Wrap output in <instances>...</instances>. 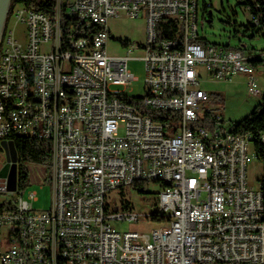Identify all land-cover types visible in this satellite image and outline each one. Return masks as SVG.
<instances>
[{"label": "built area", "instance_id": "obj_1", "mask_svg": "<svg viewBox=\"0 0 264 264\" xmlns=\"http://www.w3.org/2000/svg\"><path fill=\"white\" fill-rule=\"evenodd\" d=\"M56 4L54 20L9 8L0 40V141L48 142L52 189L50 209L38 211L35 192L10 193L0 177L8 196L0 203V264H264L263 195L248 180L252 136L223 129L219 118L212 129L198 125L211 99L203 82L244 75L248 93L261 99L259 66L250 61L264 67V53L201 45L199 17L208 20L211 1L202 10L199 0ZM120 14L145 19L143 97L130 94L135 47L121 56L107 50L108 23ZM170 20L181 39L159 38L158 25ZM135 184L159 185L156 214L111 212L107 194ZM125 222L149 229L111 226Z\"/></svg>", "mask_w": 264, "mask_h": 264}, {"label": "rangeland", "instance_id": "obj_2", "mask_svg": "<svg viewBox=\"0 0 264 264\" xmlns=\"http://www.w3.org/2000/svg\"><path fill=\"white\" fill-rule=\"evenodd\" d=\"M211 1L213 3L212 21L207 23V19H202V12L199 17V34L210 44L222 46L226 48H238L242 53L248 54L255 52L256 54L264 51V32L259 35V29H252V18L249 12L245 10L243 5H239L238 0H199L200 10L203 4ZM20 8V7H18ZM10 20V25H11ZM108 28L115 38L129 40L135 47L131 52L128 67L134 74L136 81L132 83L130 94L134 97H143L145 67L141 60L144 56L143 44L146 38L144 18L130 19L124 14H120L116 18L110 19ZM16 32H23L22 27H18ZM108 53L111 56L123 55L127 49L122 48L118 41H110L108 44ZM258 88L261 95H264V67L257 68ZM239 77V76H238ZM235 77L232 82H203L200 85L201 90L210 93L211 99L204 104L200 116L204 117L206 111H209L216 118L220 119L219 124L227 131L231 127L245 119L258 106L261 99L249 94L246 84ZM252 161L248 166V180L258 186L257 180L262 174L260 161L256 156H251ZM5 161L4 152H0V168ZM13 161L10 174L15 178L14 189L8 190L10 193L17 191V165ZM16 167V168H15ZM30 172V185L24 190V198H28L30 192L36 193V200L30 201L33 208L38 211L50 209L52 204V189L48 182L44 181L41 170L45 169L40 166L28 165ZM160 187L157 184H147L139 189L128 186L123 190L111 191L107 194V204L111 212H122L124 206L128 204L129 208L141 215H148L155 211L154 205L157 203V194ZM8 196L0 194V203L7 200ZM111 226L121 233L139 232L149 229L142 222L138 224L130 223H112Z\"/></svg>", "mask_w": 264, "mask_h": 264}, {"label": "trees", "instance_id": "obj_3", "mask_svg": "<svg viewBox=\"0 0 264 264\" xmlns=\"http://www.w3.org/2000/svg\"><path fill=\"white\" fill-rule=\"evenodd\" d=\"M239 1V0H238ZM21 4L25 8L41 12L51 18L55 19L56 15V0H11L10 10L16 5ZM239 5L250 6V15L255 18V24L252 23L251 27L255 31L256 28L259 29V35H263L264 32V0H247L244 3L239 1ZM64 6V5H63ZM64 8V7H63ZM207 11V15H208ZM212 21V16L209 18ZM60 22L62 29L66 27V20L64 12L61 11ZM211 23V22H210ZM158 36L161 39H181V28L174 21L161 22L158 25ZM118 42L127 45L128 41H123L122 39H114ZM199 43L203 46L210 44L206 39H200ZM214 45V44H212ZM232 49V48H230ZM232 50H240L238 48H233ZM241 51V50H240ZM255 52L248 53L252 55ZM261 53H264L262 51ZM256 54V53H255ZM250 63L254 66H260L263 64L262 61L253 59ZM213 96V95H211ZM132 104H137L132 101ZM143 114L149 115L158 121H167L171 119V115L167 112H155L149 110H143ZM216 123V117L209 111H206L205 116L201 117L198 125L205 127L206 129H212ZM230 132L236 135H250L252 136V149L257 154L258 160L261 163L262 174L257 180L258 188L262 192L263 202H264V142L262 141V136H264V95L261 97V101L258 106L242 121L234 124ZM16 153H17V187L19 190H25L30 183V172L28 170V165L40 166L45 169L47 173V180L49 182L51 179V147L48 142L31 140L23 138L20 136H14L12 139ZM0 152H4L1 147L0 141ZM144 186V184H135L132 187L134 189H139ZM157 203L154 205L155 211L157 212ZM6 208L5 204H0V210ZM124 208H129L128 204Z\"/></svg>", "mask_w": 264, "mask_h": 264}, {"label": "water", "instance_id": "obj_4", "mask_svg": "<svg viewBox=\"0 0 264 264\" xmlns=\"http://www.w3.org/2000/svg\"><path fill=\"white\" fill-rule=\"evenodd\" d=\"M10 4H11V0H0V40L3 35L5 25H6V20H7V15L9 12ZM211 16H212V12L209 11L207 23L211 22L209 19ZM1 147L5 153L6 163L0 171V177L2 178L7 177L8 179L7 189L12 190L14 189L15 178L10 174V169H11L13 161L17 162V153H16V150H15V147L12 141L1 142Z\"/></svg>", "mask_w": 264, "mask_h": 264}, {"label": "crops", "instance_id": "obj_5", "mask_svg": "<svg viewBox=\"0 0 264 264\" xmlns=\"http://www.w3.org/2000/svg\"><path fill=\"white\" fill-rule=\"evenodd\" d=\"M143 18V17H142ZM144 21H145V19H144ZM108 30H109V33H110V41H117V40H114V39H119V38H115V37H113V35L111 34V32H110V29L108 28ZM145 30H146V23H145ZM123 40V39H122ZM109 41V42H110ZM123 41H125V39L123 40ZM128 41V44L127 45H129V44H131V42L129 41V40H127ZM145 41V40H144ZM109 42H108V44H109ZM120 43V42H119ZM121 44V46H122V48L123 47H125L126 45H124V44H122V43H120ZM141 45V44H140ZM107 48H108V45H107ZM124 55V54H123ZM246 55H248V54H246ZM119 56H121V55H119ZM248 56H250V55H248ZM239 76V77H238ZM237 77H238V79L239 80H241V82H244V84H245V76L244 75H238ZM263 96V95H262Z\"/></svg>", "mask_w": 264, "mask_h": 264}, {"label": "bare ground", "instance_id": "obj_6", "mask_svg": "<svg viewBox=\"0 0 264 264\" xmlns=\"http://www.w3.org/2000/svg\"><path fill=\"white\" fill-rule=\"evenodd\" d=\"M257 157V156H256ZM257 159H258V157H257ZM251 161H252V157H251Z\"/></svg>", "mask_w": 264, "mask_h": 264}]
</instances>
